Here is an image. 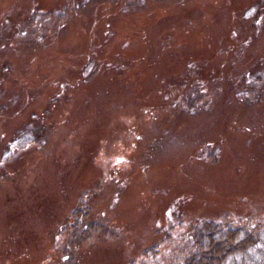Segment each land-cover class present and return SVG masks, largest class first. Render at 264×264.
<instances>
[{
	"label": "rangeland",
	"instance_id": "1",
	"mask_svg": "<svg viewBox=\"0 0 264 264\" xmlns=\"http://www.w3.org/2000/svg\"><path fill=\"white\" fill-rule=\"evenodd\" d=\"M211 219L264 222V0H0V264H180Z\"/></svg>",
	"mask_w": 264,
	"mask_h": 264
},
{
	"label": "trees",
	"instance_id": "2",
	"mask_svg": "<svg viewBox=\"0 0 264 264\" xmlns=\"http://www.w3.org/2000/svg\"><path fill=\"white\" fill-rule=\"evenodd\" d=\"M24 137L22 132L16 140L17 147L25 144ZM80 205L84 207L83 203ZM83 212H86V217L89 216L87 208L76 209L73 214L78 219ZM107 229L103 226L104 234H107ZM190 236L191 250L180 264H264V222L254 229L243 225L232 227L211 219L193 225ZM157 252L153 246L145 249L143 256L155 259Z\"/></svg>",
	"mask_w": 264,
	"mask_h": 264
}]
</instances>
